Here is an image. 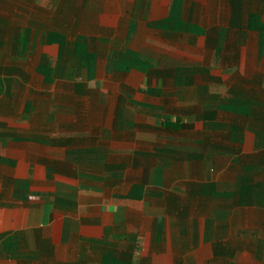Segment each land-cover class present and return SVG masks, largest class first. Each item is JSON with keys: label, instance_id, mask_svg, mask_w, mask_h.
<instances>
[{"label": "crops", "instance_id": "0c3cea01", "mask_svg": "<svg viewBox=\"0 0 264 264\" xmlns=\"http://www.w3.org/2000/svg\"><path fill=\"white\" fill-rule=\"evenodd\" d=\"M0 264H264V0H0Z\"/></svg>", "mask_w": 264, "mask_h": 264}]
</instances>
